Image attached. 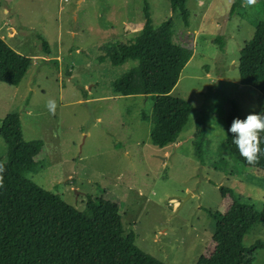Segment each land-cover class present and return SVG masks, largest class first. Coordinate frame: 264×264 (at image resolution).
Segmentation results:
<instances>
[{"label": "rangeland", "instance_id": "rangeland-1", "mask_svg": "<svg viewBox=\"0 0 264 264\" xmlns=\"http://www.w3.org/2000/svg\"><path fill=\"white\" fill-rule=\"evenodd\" d=\"M150 6L155 27L172 16L173 41L193 52L172 91L194 106L177 142L159 147L151 141L152 97L113 87L137 61L113 65L107 52L142 32L144 0H0V34L32 58L21 84L0 82V127L2 118L18 113L24 138L45 142V159L26 173L29 179L81 211L89 197L118 201L126 231L136 233L143 251L167 264H195L212 245L209 210L223 212L230 204L222 186L264 212V171L236 166L223 150L232 100L244 116L264 108L262 93L241 83L239 72L241 52L264 12L258 0H187L186 26L170 0H150ZM10 27L17 30L13 38ZM49 99L56 101L54 112ZM203 112L200 160L193 139ZM0 156H7L1 135ZM259 239L264 221L244 243ZM254 264H264V249Z\"/></svg>", "mask_w": 264, "mask_h": 264}, {"label": "trees", "instance_id": "trees-1", "mask_svg": "<svg viewBox=\"0 0 264 264\" xmlns=\"http://www.w3.org/2000/svg\"><path fill=\"white\" fill-rule=\"evenodd\" d=\"M170 2L173 13L189 26L187 0ZM258 2L264 12V0ZM150 9V0H144L146 21L142 32L131 42L109 48L107 56L113 65L137 61L114 80L113 87L122 95L153 98L150 139L154 145L166 147L177 142L194 110L192 103L172 94L193 52L173 41L172 16L155 27ZM223 39L217 38L221 43ZM43 49L51 52L44 39ZM241 53V83L252 85L264 96V20L258 23L252 40ZM31 61L0 35V82L21 84ZM232 103L225 121L223 150L236 166L264 171V153L249 163L232 142V133H227L234 117H244L237 102ZM1 121L0 135L7 145V156H0V264H167L143 251L134 231H126L118 201L89 197L87 208L81 211L29 179L26 173L45 159V142L24 138L18 113L8 114ZM206 138L207 114L203 112L196 121L193 139L194 152L200 160ZM260 147L264 148V134ZM220 189L230 204L223 212L209 210L215 219L212 245L195 264H254L256 253L264 249V241L259 239L247 246L244 238L264 221V212L237 197L232 188Z\"/></svg>", "mask_w": 264, "mask_h": 264}, {"label": "clouds", "instance_id": "clouds-1", "mask_svg": "<svg viewBox=\"0 0 264 264\" xmlns=\"http://www.w3.org/2000/svg\"><path fill=\"white\" fill-rule=\"evenodd\" d=\"M46 107L50 112L56 109V101L49 99ZM227 133H232V142L236 145L239 153L249 163L258 159V154L264 153L260 147L262 134H264V110L251 111L243 118L234 117Z\"/></svg>", "mask_w": 264, "mask_h": 264}, {"label": "built area", "instance_id": "built-area-1", "mask_svg": "<svg viewBox=\"0 0 264 264\" xmlns=\"http://www.w3.org/2000/svg\"><path fill=\"white\" fill-rule=\"evenodd\" d=\"M8 30H9L8 33H9L10 36H15L16 35V30L15 29H12V27L8 28Z\"/></svg>", "mask_w": 264, "mask_h": 264}, {"label": "crops", "instance_id": "crops-1", "mask_svg": "<svg viewBox=\"0 0 264 264\" xmlns=\"http://www.w3.org/2000/svg\"><path fill=\"white\" fill-rule=\"evenodd\" d=\"M6 11H8V9H6ZM12 29H15V28L12 27ZM15 30H16V29H15ZM16 31H17V30H16ZM16 33H17V32H16ZM4 34H5V33H4ZM4 34H0V35L5 39L6 37H5ZM6 35H7V34H6ZM15 36H16V35H15ZM15 36H10V35H9V37H11V38H13V37H15Z\"/></svg>", "mask_w": 264, "mask_h": 264}]
</instances>
